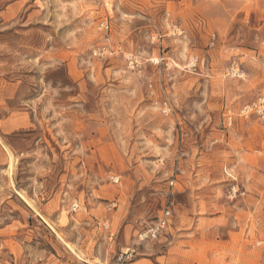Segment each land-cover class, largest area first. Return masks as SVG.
<instances>
[{"label":"rangeland","instance_id":"rangeland-1","mask_svg":"<svg viewBox=\"0 0 264 264\" xmlns=\"http://www.w3.org/2000/svg\"><path fill=\"white\" fill-rule=\"evenodd\" d=\"M262 93L264 0H0V264H264Z\"/></svg>","mask_w":264,"mask_h":264},{"label":"built area","instance_id":"built-area-1","mask_svg":"<svg viewBox=\"0 0 264 264\" xmlns=\"http://www.w3.org/2000/svg\"><path fill=\"white\" fill-rule=\"evenodd\" d=\"M240 114L244 116H248L250 114H256L259 117L264 118V93H262L259 97L254 99L249 104L245 105L240 110ZM224 116L229 124L235 121L236 115L231 108L225 109ZM171 216L172 213L169 208L163 209L161 214L158 216L157 222L151 227H149L144 234L140 235V238L143 239L148 235L157 236V234H159L161 230L169 226Z\"/></svg>","mask_w":264,"mask_h":264},{"label":"bare ground","instance_id":"bare-ground-1","mask_svg":"<svg viewBox=\"0 0 264 264\" xmlns=\"http://www.w3.org/2000/svg\"><path fill=\"white\" fill-rule=\"evenodd\" d=\"M10 158V157H9Z\"/></svg>","mask_w":264,"mask_h":264}]
</instances>
